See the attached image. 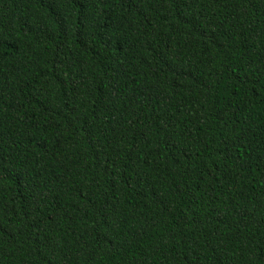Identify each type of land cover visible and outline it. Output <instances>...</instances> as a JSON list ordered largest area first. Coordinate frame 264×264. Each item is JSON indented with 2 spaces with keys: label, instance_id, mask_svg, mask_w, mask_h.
Listing matches in <instances>:
<instances>
[{
  "label": "trees",
  "instance_id": "1",
  "mask_svg": "<svg viewBox=\"0 0 264 264\" xmlns=\"http://www.w3.org/2000/svg\"><path fill=\"white\" fill-rule=\"evenodd\" d=\"M0 264H264V0H0Z\"/></svg>",
  "mask_w": 264,
  "mask_h": 264
}]
</instances>
